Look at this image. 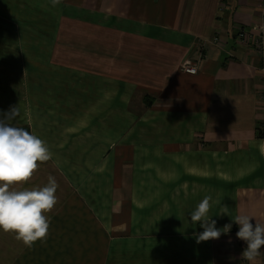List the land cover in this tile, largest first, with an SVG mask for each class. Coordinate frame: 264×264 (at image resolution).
<instances>
[{"label": "crops", "instance_id": "crops-1", "mask_svg": "<svg viewBox=\"0 0 264 264\" xmlns=\"http://www.w3.org/2000/svg\"><path fill=\"white\" fill-rule=\"evenodd\" d=\"M260 25L264 0H0V118L52 153L17 187L59 185L0 264H264L233 220L264 225V63L237 40ZM205 196L231 229L197 244Z\"/></svg>", "mask_w": 264, "mask_h": 264}, {"label": "clouds", "instance_id": "clouds-1", "mask_svg": "<svg viewBox=\"0 0 264 264\" xmlns=\"http://www.w3.org/2000/svg\"><path fill=\"white\" fill-rule=\"evenodd\" d=\"M59 2L53 0L54 5ZM18 114V108L12 107L0 118V231L13 234L25 247L32 248L37 241L47 239L51 223L48 213L58 203L55 194L59 185L50 175L43 187H17L32 177L38 169V162L44 163L52 158L44 140L8 123ZM210 201L211 197L205 196L189 214L191 221L199 222L203 228L195 237L197 244L218 239L231 229V224L218 229L216 221L208 219ZM233 220L239 225L236 236L247 245L241 256L252 262L264 247V225L253 224V218L243 214Z\"/></svg>", "mask_w": 264, "mask_h": 264}, {"label": "built area", "instance_id": "built-area-1", "mask_svg": "<svg viewBox=\"0 0 264 264\" xmlns=\"http://www.w3.org/2000/svg\"><path fill=\"white\" fill-rule=\"evenodd\" d=\"M237 40L243 42L244 40H250V44L258 52L261 60L264 63V25L251 28H240L237 31ZM216 41V40H215ZM264 69V68H263ZM184 71L189 74H196L197 67L187 66Z\"/></svg>", "mask_w": 264, "mask_h": 264}, {"label": "trees", "instance_id": "trees-1", "mask_svg": "<svg viewBox=\"0 0 264 264\" xmlns=\"http://www.w3.org/2000/svg\"><path fill=\"white\" fill-rule=\"evenodd\" d=\"M26 131H28V129L24 128Z\"/></svg>", "mask_w": 264, "mask_h": 264}, {"label": "rangeland", "instance_id": "rangeland-1", "mask_svg": "<svg viewBox=\"0 0 264 264\" xmlns=\"http://www.w3.org/2000/svg\"><path fill=\"white\" fill-rule=\"evenodd\" d=\"M147 100V99H146Z\"/></svg>", "mask_w": 264, "mask_h": 264}]
</instances>
